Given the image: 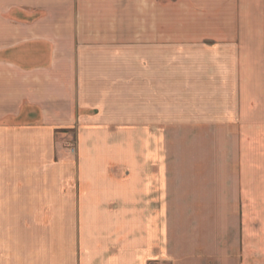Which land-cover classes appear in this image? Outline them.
<instances>
[{
  "label": "crops",
  "instance_id": "1",
  "mask_svg": "<svg viewBox=\"0 0 264 264\" xmlns=\"http://www.w3.org/2000/svg\"><path fill=\"white\" fill-rule=\"evenodd\" d=\"M205 90L247 177L174 182L158 140ZM253 157L264 0H0V264H264Z\"/></svg>",
  "mask_w": 264,
  "mask_h": 264
},
{
  "label": "rangeland",
  "instance_id": "2",
  "mask_svg": "<svg viewBox=\"0 0 264 264\" xmlns=\"http://www.w3.org/2000/svg\"><path fill=\"white\" fill-rule=\"evenodd\" d=\"M204 93L203 100L190 99L188 106L180 109L181 114L176 113L180 107H174V122L168 125H171L167 130L170 132L166 133L168 137L158 140L160 150L163 152L166 147L167 151V156H162L163 166L170 168L166 177L174 182L181 180L184 184L196 180H237L247 177V171L244 167L242 169L244 152L240 144L244 122L238 121L236 106H232L227 96L222 95L216 101L212 98L213 91L205 90ZM260 115L263 116V112ZM255 144L256 148H260L259 141ZM252 162L258 165V169L253 171L255 176L264 177L259 159L255 161L253 157ZM179 204L183 205V209L184 206L188 209L187 203ZM189 206L190 210L191 203ZM203 222L204 226H210L207 218Z\"/></svg>",
  "mask_w": 264,
  "mask_h": 264
}]
</instances>
